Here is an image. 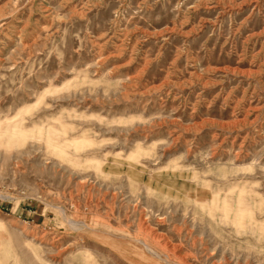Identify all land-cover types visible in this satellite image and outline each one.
<instances>
[{
  "label": "rangeland",
  "instance_id": "obj_1",
  "mask_svg": "<svg viewBox=\"0 0 264 264\" xmlns=\"http://www.w3.org/2000/svg\"><path fill=\"white\" fill-rule=\"evenodd\" d=\"M0 264H264V0H0Z\"/></svg>",
  "mask_w": 264,
  "mask_h": 264
}]
</instances>
